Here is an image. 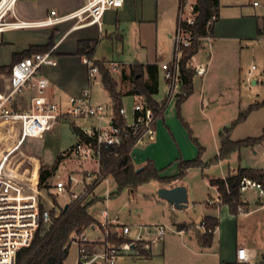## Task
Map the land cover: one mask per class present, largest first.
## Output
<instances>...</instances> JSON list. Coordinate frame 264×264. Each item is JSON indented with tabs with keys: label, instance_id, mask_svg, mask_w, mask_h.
I'll use <instances>...</instances> for the list:
<instances>
[{
	"label": "crops",
	"instance_id": "1",
	"mask_svg": "<svg viewBox=\"0 0 264 264\" xmlns=\"http://www.w3.org/2000/svg\"><path fill=\"white\" fill-rule=\"evenodd\" d=\"M255 1L219 0V15L213 25V33L210 35L209 40L205 39L203 41L201 50H205L208 45V47L211 46L214 52L217 48L216 53L218 54L219 51L225 52L226 47H229L231 43H241L242 41L257 38L263 39L264 8L255 7L253 4ZM84 2L85 0H18L5 16V20L12 22L19 19L38 22L47 18L51 11H56L61 16L68 15L81 8ZM178 7L179 0H125L122 8L110 9L106 12L101 25L95 24L72 28L74 23L68 22L55 27L41 29H3L0 32V37L3 38L0 41V67L9 68L13 64V56L24 52L30 46L48 45L50 37L55 33V45L52 49H54V54L57 58V65L45 67L41 72L42 76L49 81L46 95L49 101L64 104L69 97L80 96L86 90L90 91L92 101H94L91 84L99 78L102 92L110 98L112 106L111 97L103 87L101 75L90 78L84 58L77 55L78 45L81 41L96 42L93 61L103 63L106 66L111 63L120 65V69L111 73L118 83V91L122 95V101L124 97H133V104L138 100H142L141 97L128 95V92L132 89V73L138 70L137 67H144L145 80L149 82L150 79L146 72V67L152 64L157 65L159 69L157 76L158 93L153 96L155 97L160 92V75L162 73L160 65L169 60L165 59L164 54H157L160 24L163 21H167L172 28L176 29ZM167 36L169 39L172 38L170 29ZM103 40H105V44L111 46L109 48L112 51L108 56L114 57L116 55L118 60L107 57L103 59L97 58L98 47ZM1 43L4 45H1ZM136 48L145 51L147 57L144 56L143 58V53H139L140 58L135 59L130 54V51ZM213 50L210 51L209 56H202L199 51L191 60V67L197 70V74L193 80V93L182 104L183 106L198 92L202 103V112H205V108L208 109L206 104L211 105L215 103L217 98H221L224 95L216 90L209 92V87L215 77ZM201 67L204 68V74H200L198 71ZM116 72L119 73L118 77L115 76ZM196 77L201 80L198 90L195 89ZM252 82L254 84L257 83L255 80ZM126 84H128V88L122 91V86ZM32 96L33 93L30 91L19 96L18 105L21 110H26L29 107ZM165 99L166 97L162 101L154 100L161 104ZM171 105L176 107L177 102L169 104L163 116L158 120L155 140L147 145L135 147L132 150L133 163L138 169L143 168L149 161H152L162 177L175 176L178 173L181 161H192L198 158L197 148L186 131V129L189 130L190 128L189 123L186 122L187 118L181 115L182 121L180 122L177 114L169 110ZM182 105L181 110L183 108ZM111 114L112 111H109L110 116ZM62 121L66 120L46 117L10 126L0 124V129L16 127L17 131L22 133L0 134V140L4 139L6 144H11L10 147H5L15 149L14 153L10 155L0 151V157L3 158L4 164L9 165V168L14 170L15 174L21 178H26L25 171L19 170L17 172L16 166L13 167L12 163L15 164L18 161L19 154L30 149L27 147L26 141L28 139L36 138L38 140L39 137H35V134L41 128L45 129V136L49 140L60 129ZM90 121L91 125L89 128L79 129L85 132L96 124L94 120ZM72 133L77 142L78 136L73 129ZM43 138L41 136L42 141L44 140ZM195 139L200 145L199 140ZM184 143L193 150L191 154H187L183 150ZM218 144L219 153L220 134ZM38 150L40 154H38L39 165L35 168L36 176L39 175L41 167L52 166L58 153H64L65 151H58L57 154L55 152L51 158V151L47 150L43 144H40ZM16 154H18V158L15 159L14 156ZM240 169H254L264 172L261 169L242 167L240 165L237 169H233L228 176L237 174ZM227 177L220 179H226ZM212 180L216 179H210L209 186L216 192V197L210 196L208 202L202 205L200 222H188L181 219L176 213L178 209L173 205L160 197L159 200L161 201L153 197L151 201L155 202L159 207V211L162 213L160 218L162 221L145 222L139 225L161 224L167 228V233L160 243L142 247L139 251L128 254L131 258L124 261L123 264H264V209H256L254 197L246 196L245 194L244 197L250 201L253 212L245 215L232 214L228 206L221 202L217 188L211 186ZM183 185L182 182H177L172 185H161L160 188H173ZM187 192L189 195L188 189ZM113 198L116 197L111 199ZM94 199V203L99 201L95 193ZM209 201H214V204L209 205ZM193 204V208L196 209L197 203L193 202ZM189 208L188 201L187 207L182 210L189 211ZM108 217L113 226L123 225L119 218L110 219L109 213ZM168 217H171L169 222L167 221ZM206 218L216 219L219 224L213 232L210 245L204 246L197 235L198 233H206V223L204 227L202 226ZM97 226L99 227V225H94L91 229L95 230ZM96 239H99V237ZM239 249H246L252 260L247 263L239 262L237 258Z\"/></svg>",
	"mask_w": 264,
	"mask_h": 264
},
{
	"label": "built area",
	"instance_id": "2",
	"mask_svg": "<svg viewBox=\"0 0 264 264\" xmlns=\"http://www.w3.org/2000/svg\"><path fill=\"white\" fill-rule=\"evenodd\" d=\"M17 1H0V27L3 29L47 28L68 22L74 23L72 28L101 25L108 10L122 8L125 4V0H85L81 8L68 15L61 16L56 11H51L49 16L42 21L30 22L17 19L7 22L5 16ZM253 4L255 7L264 8V0H256ZM197 7L198 0H179L178 23L175 33L172 35L174 53L169 61L160 65L167 84L166 106L163 113L166 107L177 102L182 94V49L189 47L194 39L190 27L195 23ZM216 21L217 18L213 16L207 28L210 29ZM205 39L209 40L210 35L203 38L202 41ZM84 63L88 67L90 78L100 74L99 68L94 62L85 58ZM56 65L57 58L54 49H51L45 53L26 57L12 64L4 74H0V124L10 126L46 117L56 120H94L96 124L84 132L88 140L78 138L76 144L70 147L65 155L96 161L98 166L96 172L89 171L86 179L94 182V187L97 188L111 177L104 172V166L101 164V149L103 147H119L128 137H132L134 140L133 149L149 144L156 138L157 123L161 115L156 114L154 109L139 100L133 104L131 116L124 106L119 109V114L126 122L124 128H119L113 124L112 106L110 116L106 105L93 103L89 90L84 91L80 96L69 97L64 104L49 101L46 97L49 81L42 76L41 72L45 67ZM107 68L113 72L120 69V65L111 63ZM256 69V65L251 67L249 77ZM198 71L200 74H204L203 67ZM26 91L32 92L33 96L29 107L26 110H21L18 99ZM8 168L9 165H5L3 158L0 157V264H16L18 252L31 245L41 223L48 224L52 221L50 209L45 208L43 211L40 209L39 192L36 194L25 193V196L19 197L17 192L20 190L17 191L11 179V175L15 176V172ZM85 180L80 181L74 176H70L68 182L58 181L54 187L55 196H61L69 191L73 201L88 203L87 200L94 187L92 188L91 183L86 186ZM79 184L85 185L81 194L73 191V186ZM69 185H73L71 189H68ZM240 192L242 202L237 209L238 215L253 212L250 201L244 197L248 192L253 193L256 209H264V178H243ZM111 195L107 189L106 203L111 199ZM213 204L214 201H209V205ZM102 217L104 221L100 224L104 234L101 242L89 241L83 234L76 238H80L77 244L78 264H117L119 257L139 251V244L145 247L158 244L167 233V228L164 225H117L113 226L115 231L111 233L109 227L112 222L109 220L107 209L102 211ZM202 226H205V222L202 223ZM113 237L122 239L123 242L113 243L110 241ZM75 242L76 240L73 243ZM237 258L241 263L252 260L246 249H239Z\"/></svg>",
	"mask_w": 264,
	"mask_h": 264
},
{
	"label": "rangeland",
	"instance_id": "3",
	"mask_svg": "<svg viewBox=\"0 0 264 264\" xmlns=\"http://www.w3.org/2000/svg\"><path fill=\"white\" fill-rule=\"evenodd\" d=\"M248 2L249 0H243ZM259 14V13H258ZM7 22H9L7 20ZM41 29V28H38ZM171 30V34L175 33V28L171 27L167 21H163L160 24V34L157 41V54H164L166 60H170L174 53V41L167 36L168 30ZM3 38L0 37V41ZM203 46V43H202ZM109 44H105V40L101 41L97 51V58L103 59L105 57L109 59H117L108 56L111 54ZM211 46H206L205 50L200 51V55L209 56L212 51ZM217 51V48H216ZM213 50V59L215 66V77L213 78L209 87V92L216 90L222 92L224 95L221 98H217L215 103L206 104L208 109L205 108V112H202V103L199 99L198 92L191 98L186 104L182 105L183 108L180 114L186 117V122L189 123V130L186 129L190 140L197 148V154L199 156V147L193 141V137L197 138L203 148L201 154V161L205 164L210 163L218 156V139L219 134L224 132L225 129L232 128L231 140L242 141L250 138H259L264 135V40L253 39L239 42H234L226 47L225 52L219 51L218 54ZM139 53H143L147 57L146 52L140 48L132 49L130 54L139 59ZM138 54V55H137ZM168 60V61H169ZM253 65L257 66V69L253 71L251 77H249V71ZM191 66V63H190ZM0 73V74H4ZM118 72L115 76L118 77ZM257 81L254 84L252 81ZM200 78L196 77L195 89L198 90L200 86ZM100 79L97 78L91 84V91L93 95L94 104H104L111 111L110 98L105 96L102 92V86ZM128 88V84L122 86V91ZM216 88V89H215ZM195 90V91H196ZM27 92V91H26ZM25 92V93H26ZM167 95V85L164 79V73L160 75V92L154 97L156 101H162ZM134 99L133 97H124L122 105L128 110L129 115L132 114ZM165 104V102L163 103ZM166 106V104H165ZM169 110L178 115V109L175 106H170ZM242 114H246V118L239 121ZM177 117V118H178ZM182 121V117L179 118ZM238 122V123H237ZM173 124V123H171ZM91 125L90 120L83 119H69L60 123V129L54 134L52 139H47L45 136V129L41 128L39 132L35 134L36 138L28 139L27 147L30 148L27 152L19 154L18 161L12 165L16 166L17 172L19 170L25 171V177L21 178L19 175H11V179L15 184V187L20 190L19 197H23L26 194L40 193V201H42L46 209H53L56 207L59 210L65 208L67 205L73 202L70 196V192L67 191L61 196H55V184L58 181L68 182L70 176H74L77 180H85L89 171L96 172L98 166L96 161L87 159H78L74 156H66L65 163L59 166L56 174L49 179L48 184L51 186L50 190L36 191V186L39 182V175L36 176V167L39 165V148L40 144L46 146L47 150L51 151V158L53 154L61 150L66 152L70 147L76 144L75 137L72 133V128H89ZM43 129V130H42ZM16 127L0 129L1 133H18ZM20 134H22L20 132ZM43 136L44 140H41ZM192 137V139H191ZM11 144H6L4 139L0 140V151L5 154H13L14 148L10 147ZM6 146V147H5ZM23 149V148H22ZM183 150L187 154H191L193 151L188 145L184 143ZM26 152V153H25ZM25 153V154H24ZM59 154V153H58ZM61 154V152H60ZM18 154L14 156L17 157ZM256 168L264 170V141L254 147L242 148L240 151L235 152L230 159L221 161L217 164H212L209 167L192 168L189 170L186 177L181 181L183 186L189 191V211L177 210L176 213L186 221L200 222V211L202 205L208 202L210 196L216 197V192L209 186L210 179H220L227 177L233 169H237L239 166ZM50 167V166H44ZM136 167V166H135ZM42 168V167H41ZM40 168V170H41ZM136 169H138L136 167ZM19 174V173H18ZM94 182L85 180V185L88 186ZM90 184V185H91ZM85 185L79 184L78 186L69 185L68 189L73 186L77 194L83 193ZM162 184L158 182H150L139 187L135 194L130 190L122 191L116 198L110 199L108 203L105 202L107 195V189L109 193L113 194L117 192L115 181L112 177H109L107 181L102 182L97 188H93L91 196L88 198V202L95 201L94 193L99 201L94 203L90 208V214L98 221L102 223L104 221L102 217V211L108 210L110 219L119 218L122 224H137L132 226H138L145 222H159L162 213L159 211V207L153 201L155 197L158 201V191ZM31 189V190H30ZM25 196V195H24ZM246 196H253V193L248 192ZM94 199V200H93ZM54 200H56V205ZM193 202L197 203V208L194 209ZM188 211V212H186ZM167 221L169 222V219ZM164 222V221H163ZM161 225V224H157ZM113 223L109 227V232L113 233ZM86 233V235H85ZM83 235L91 241L101 242L103 239L104 231L101 229V224L97 229H88ZM133 236V233L131 234ZM99 239H96L98 238ZM101 237V238H100ZM94 239V240H92ZM80 238L76 239V242L70 246L69 256L65 264H78L79 250L78 243ZM139 248L145 247L142 244L138 245ZM131 256H121L117 260V264H123L124 261L129 260Z\"/></svg>",
	"mask_w": 264,
	"mask_h": 264
},
{
	"label": "trees",
	"instance_id": "4",
	"mask_svg": "<svg viewBox=\"0 0 264 264\" xmlns=\"http://www.w3.org/2000/svg\"><path fill=\"white\" fill-rule=\"evenodd\" d=\"M219 0H198L197 16L195 23L190 30L194 36L189 47L182 49L181 59V76H182V94L177 101V109L179 118H181V105L193 93V80L197 74V70L190 66L191 60L196 56L202 47V39L213 33V25L210 29L207 28L209 21L215 16L218 19L219 15ZM1 45H4L1 43ZM55 45V33L50 37L49 43L46 46H30L27 50L13 56V64L34 54L45 53L50 51ZM96 48V42L81 41L78 45L77 55L82 58H87L98 66L102 78V84L106 92L111 97L113 109V124L116 127L124 128L126 122L119 114V109L122 105V95L118 91V83L114 79L112 73L103 63L93 61V56ZM138 70L132 73L131 85L132 89L128 95L141 97L144 103L154 109L156 114L163 116L165 104L157 103L154 100V95L158 93V66L155 64L148 65L146 72L150 81L145 80L144 67H137ZM8 67H0V73L6 72ZM139 101V100H138ZM246 118V114H242L239 121ZM238 123V122H237ZM78 138L88 140L84 132L78 127L72 128ZM232 128L225 129L220 133V150L218 156L210 163H203L200 159L203 148L198 141L193 138V141L199 147V156L192 161H181L178 167V173L172 177H162L160 171L155 167L152 161H149L141 171L136 169L133 159L132 150L134 140L132 137L126 138L121 146L101 149L102 157L101 164L104 166V172L110 175L116 184L117 192L111 195L117 197L122 191L130 190L135 194L139 187L150 182H158L162 185H172L181 182L189 170L192 168L205 169L212 164H217L231 158V156L240 151L242 148L254 147L264 141V135L259 138H250L242 141L231 140ZM65 152L58 154L55 163L50 167H42L39 172V182L36 190H50L48 184L59 169V166L65 160ZM243 178L263 179L264 172L254 169H240L237 174L228 176L226 179H216L211 181V186L216 187L220 195L221 202L228 206L232 214H237V209L242 202L240 192V184ZM56 205V200H54ZM95 201L88 203H80L73 201L67 208L59 210L56 207L50 209L52 221L48 224L41 223L35 237L29 247L21 249L17 254L16 264H65L70 251V246L77 237L84 234L88 229L98 224V221L90 214L89 208ZM40 209H45L42 201ZM206 233L199 234L198 238L202 245L207 246L212 242L213 232L218 226V221L213 218H206ZM113 243H122V239L115 237L110 239ZM144 255V253H142Z\"/></svg>",
	"mask_w": 264,
	"mask_h": 264
},
{
	"label": "water",
	"instance_id": "5",
	"mask_svg": "<svg viewBox=\"0 0 264 264\" xmlns=\"http://www.w3.org/2000/svg\"><path fill=\"white\" fill-rule=\"evenodd\" d=\"M141 169L138 170L141 171ZM158 195L161 199L173 205L176 209L182 210L188 204V192L184 186H176L173 188H160ZM67 208V206L65 207Z\"/></svg>",
	"mask_w": 264,
	"mask_h": 264
},
{
	"label": "bare ground",
	"instance_id": "6",
	"mask_svg": "<svg viewBox=\"0 0 264 264\" xmlns=\"http://www.w3.org/2000/svg\"><path fill=\"white\" fill-rule=\"evenodd\" d=\"M1 26V25H0ZM3 31V28L2 27H0V32H2Z\"/></svg>",
	"mask_w": 264,
	"mask_h": 264
}]
</instances>
